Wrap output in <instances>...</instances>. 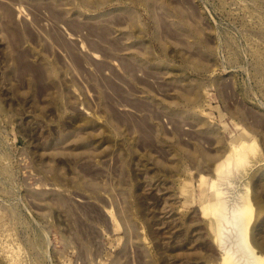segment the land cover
I'll use <instances>...</instances> for the list:
<instances>
[{
	"label": "rangeland",
	"instance_id": "374dc122",
	"mask_svg": "<svg viewBox=\"0 0 264 264\" xmlns=\"http://www.w3.org/2000/svg\"><path fill=\"white\" fill-rule=\"evenodd\" d=\"M226 249L264 264V0H0V264Z\"/></svg>",
	"mask_w": 264,
	"mask_h": 264
},
{
	"label": "bare ground",
	"instance_id": "6f19581e",
	"mask_svg": "<svg viewBox=\"0 0 264 264\" xmlns=\"http://www.w3.org/2000/svg\"><path fill=\"white\" fill-rule=\"evenodd\" d=\"M253 148H255L253 142L247 143L242 140H237V142L230 145V148L226 151L223 157L220 158L215 164H213L214 172L218 176H221L223 174L222 172L223 169L229 166L230 163L232 166L231 169L233 168L238 169L241 165H243L249 160L250 152L253 150ZM220 194L221 191L219 189H216L214 191L215 196L218 197L220 196ZM224 209H225L224 200L219 199L212 203V208H211L212 213L216 214L217 212H220ZM252 212H253L252 205L248 201L242 204L241 207H239V209L237 210L236 214H234L233 224L237 229V241L239 246H242L244 249L246 247V249H248L253 254L250 263L253 262V260L258 263V260L262 258V255L255 253L253 246L251 245L249 239L247 238V227L249 226L248 224L250 222ZM223 213L224 212L222 211L221 215ZM216 227L218 229L221 228L219 222H216ZM221 259L223 261V264H237V260H236L237 258L234 257L230 249H226L225 251H223Z\"/></svg>",
	"mask_w": 264,
	"mask_h": 264
}]
</instances>
